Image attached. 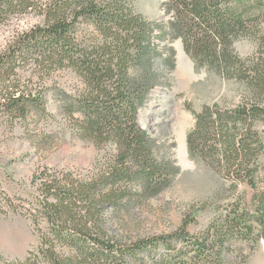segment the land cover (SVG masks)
Instances as JSON below:
<instances>
[{
  "label": "trees",
  "instance_id": "trees-1",
  "mask_svg": "<svg viewBox=\"0 0 264 264\" xmlns=\"http://www.w3.org/2000/svg\"><path fill=\"white\" fill-rule=\"evenodd\" d=\"M165 8L169 21L158 26L129 0H0V27L32 13L42 19L0 52V116L10 125L46 116L43 82L69 71L80 86L61 92V110L81 139L106 153L89 176L39 173L37 203L28 211L38 245L21 261L0 255V264H230L235 242L264 240V36L253 57L234 50L239 39L257 38L264 0H170ZM177 40L197 66L246 89L235 108L194 113L190 156L232 191L246 186L255 193L250 203L244 196L229 204L200 237L187 232L186 222L174 234L127 241L112 234L110 219L119 224L177 175L173 163L155 156L138 120L159 83L155 62L173 69L169 44ZM33 79L42 84L35 88ZM178 244L188 252L181 260Z\"/></svg>",
  "mask_w": 264,
  "mask_h": 264
},
{
  "label": "rangeland",
  "instance_id": "rangeland-1",
  "mask_svg": "<svg viewBox=\"0 0 264 264\" xmlns=\"http://www.w3.org/2000/svg\"><path fill=\"white\" fill-rule=\"evenodd\" d=\"M37 1L43 4L49 0ZM129 1L149 22L159 26L169 21L165 5L170 0ZM40 23L42 19L34 13L11 19L0 27V52L16 35ZM258 31L257 38H241L234 44L241 58L257 54L258 39L264 36V17ZM169 45L175 51L174 67L171 69L170 65L156 60L154 68L160 76L159 83L148 96L138 120L155 143V156L173 163L177 175L159 197L133 211L119 224L116 219H110L112 234L127 241L174 234L186 222L190 223L187 232L200 237L219 215L226 213L229 204L244 196L250 203L255 193L246 186L232 191L230 182L190 156L187 145L188 135L195 126L194 113L201 112L205 106L237 107L246 95L245 87L234 79L197 66L186 54L182 41ZM41 84L33 79L35 88ZM43 85L48 102L46 116L34 115L27 122L15 125L0 116V255L9 262L24 260L38 245L39 236L28 211L37 203L39 173L47 169L89 176L106 156L105 151L97 150L79 137L61 110V92L73 94L80 86L75 76L69 71L57 73ZM260 188H264V172ZM254 212L251 208V213ZM178 246L185 255L178 254L180 260L186 258L187 250L183 245ZM161 253L166 252L161 250ZM229 261L230 264H264V240L255 245L235 242ZM144 264L153 262L149 259Z\"/></svg>",
  "mask_w": 264,
  "mask_h": 264
}]
</instances>
